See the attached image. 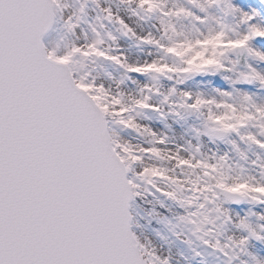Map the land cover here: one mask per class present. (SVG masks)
Returning <instances> with one entry per match:
<instances>
[{"label": "snow or ice", "instance_id": "1", "mask_svg": "<svg viewBox=\"0 0 264 264\" xmlns=\"http://www.w3.org/2000/svg\"><path fill=\"white\" fill-rule=\"evenodd\" d=\"M0 264H264V0H0Z\"/></svg>", "mask_w": 264, "mask_h": 264}]
</instances>
